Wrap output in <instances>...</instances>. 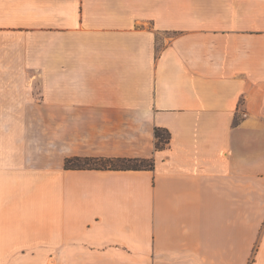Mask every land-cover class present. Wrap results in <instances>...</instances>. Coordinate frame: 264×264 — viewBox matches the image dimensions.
Returning a JSON list of instances; mask_svg holds the SVG:
<instances>
[{"label": "crops", "instance_id": "0c3cea01", "mask_svg": "<svg viewBox=\"0 0 264 264\" xmlns=\"http://www.w3.org/2000/svg\"><path fill=\"white\" fill-rule=\"evenodd\" d=\"M262 123L264 0H0V264H264Z\"/></svg>", "mask_w": 264, "mask_h": 264}, {"label": "trees", "instance_id": "16d2710c", "mask_svg": "<svg viewBox=\"0 0 264 264\" xmlns=\"http://www.w3.org/2000/svg\"><path fill=\"white\" fill-rule=\"evenodd\" d=\"M155 138L156 149H163L170 143L171 133L168 130L157 128L155 130ZM75 162L88 165H74L73 163ZM65 168L67 170L140 171L154 170L155 163L153 159L72 158L66 161Z\"/></svg>", "mask_w": 264, "mask_h": 264}, {"label": "rangeland", "instance_id": "374dc122", "mask_svg": "<svg viewBox=\"0 0 264 264\" xmlns=\"http://www.w3.org/2000/svg\"><path fill=\"white\" fill-rule=\"evenodd\" d=\"M242 111H244V109L242 110ZM259 130L261 131L260 132V137H261V143H262V145H261V148H259V151H258V153H259V156H260V161H261V163H263L264 164V123H262V124H259ZM252 150V149H251ZM249 151H250V147L249 146H247V148H246V154H247V162L249 161V158H248V153H249ZM74 165H77L78 164V162H75V163H73ZM78 165H81V166H85V165H88V164H82V163H80V164H78ZM94 165V164H93ZM260 190H261V194H262V196H263V198H264V184L262 185V187L260 188ZM251 205H253V207H254V204H251V203H249V204H247V209H249V207L251 206ZM258 205H261V211L262 212H264L263 210V208H264V202H262V203H260V204H258ZM252 207V208H253ZM249 235V233H248V231H247V236Z\"/></svg>", "mask_w": 264, "mask_h": 264}]
</instances>
